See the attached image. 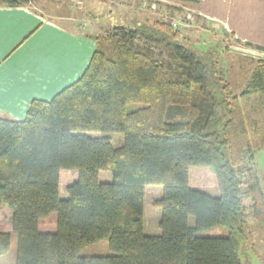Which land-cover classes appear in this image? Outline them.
Segmentation results:
<instances>
[{
  "label": "trees",
  "instance_id": "1",
  "mask_svg": "<svg viewBox=\"0 0 264 264\" xmlns=\"http://www.w3.org/2000/svg\"><path fill=\"white\" fill-rule=\"evenodd\" d=\"M145 1L157 16L93 34L76 80L48 100L32 99L21 120L0 116V207L11 213L14 264H244L243 195L252 218L264 221L253 165L264 149V56L235 94L216 54L185 31L198 22L208 28L194 11L199 0ZM188 11L195 26L174 27ZM130 103L142 105L127 110ZM98 131L121 132L123 142L113 146L108 134H91ZM195 165L212 169L215 194L190 185ZM71 168L77 177L61 198L60 170ZM100 170L111 180L100 181ZM147 184L162 188L153 200L161 209L158 234L143 232ZM52 212L55 229L41 230ZM216 226L228 234H202ZM10 235L0 230V255ZM101 239L109 253H81Z\"/></svg>",
  "mask_w": 264,
  "mask_h": 264
},
{
  "label": "crops",
  "instance_id": "2",
  "mask_svg": "<svg viewBox=\"0 0 264 264\" xmlns=\"http://www.w3.org/2000/svg\"><path fill=\"white\" fill-rule=\"evenodd\" d=\"M194 11L207 25L216 23L227 44L231 40L240 45L254 63L264 56V0H199ZM65 19L46 18L27 4L0 5V116L21 120L32 99L48 100L81 75L95 47L92 35L100 32H87L68 16ZM189 183L215 194V176L209 166H190ZM146 187L143 232L158 234L157 213L152 208L158 196L149 189L146 197ZM55 224L39 223V227L52 230Z\"/></svg>",
  "mask_w": 264,
  "mask_h": 264
},
{
  "label": "rangeland",
  "instance_id": "3",
  "mask_svg": "<svg viewBox=\"0 0 264 264\" xmlns=\"http://www.w3.org/2000/svg\"><path fill=\"white\" fill-rule=\"evenodd\" d=\"M33 9H36L38 13L44 15L49 19L59 20L66 22L65 17L68 16L69 21L77 26L86 27L87 32H101L104 28H111L112 26H118L121 24H127L134 20H143L145 17H155L158 13L153 10L156 9L154 3L148 6L147 1L142 0H33L28 4ZM191 13L193 12L190 10ZM63 17V18H61ZM188 19L186 23L190 27L195 25L192 23L193 16ZM180 27L182 20H177ZM191 22V23H190ZM200 22L192 28L191 31H186L189 36L195 40L197 48L200 50H212L218 57L220 65L223 70L224 77L230 82L233 93L239 94L250 78L252 71L255 67L254 58L248 53H243L240 45H236L234 42L227 44V40L223 37L222 29H218L216 23H208V28H200ZM216 24V25H215ZM186 27H189V26ZM215 29V31H213ZM94 40V39H92ZM95 42V41H94ZM230 48L228 49V46ZM154 52L165 57V52L159 48L152 46ZM94 50V49H93ZM142 104L130 103L127 104V110H135ZM92 135L108 134L111 137V144L118 146L123 142V134L121 132H91ZM221 152L227 157L225 149H221ZM254 168L257 171L260 186L264 193V149L257 150L254 153L253 160ZM59 175V196L65 198L67 196L66 185L73 182L77 177L76 169H61ZM215 176V175H214ZM98 179L100 181H110L111 173L109 170H100L98 173ZM216 185V181H215ZM149 189L152 190L154 196H161L162 188L158 184H147L146 197L150 196ZM215 189V186H214ZM157 191V193H156ZM155 192V193H154ZM216 192V191H215ZM242 203L245 210V224L243 226L244 239L242 240L239 248V255L242 258L244 264H264V221H256L251 216V200L248 195L242 196ZM156 211L157 217L154 224L157 225L161 209L158 206H152ZM10 211L6 205L0 207V230L10 232V245L8 250L0 255V264H14V257L16 252V234L12 232V226L10 222ZM56 213L52 212L47 217L40 220L43 226L54 225ZM193 223V218H191ZM40 227V228H43ZM56 226V224H55ZM55 226L53 229H55ZM52 229V230H53ZM160 232V229H159ZM202 234H218V236H224L228 234V230L223 226H216L210 230L202 232ZM90 252L96 254H107L110 252L107 239H101L94 243L87 245L81 250V253Z\"/></svg>",
  "mask_w": 264,
  "mask_h": 264
},
{
  "label": "built area",
  "instance_id": "4",
  "mask_svg": "<svg viewBox=\"0 0 264 264\" xmlns=\"http://www.w3.org/2000/svg\"><path fill=\"white\" fill-rule=\"evenodd\" d=\"M184 16H185V20H184V22H181V25L182 26H187L188 24L186 23V21L188 20V19H191L192 17H191V14H190V12L188 11V12H185L184 13ZM179 25V23L177 22V20H175L174 22H173V26L175 27H177ZM189 26V25H188Z\"/></svg>",
  "mask_w": 264,
  "mask_h": 264
}]
</instances>
